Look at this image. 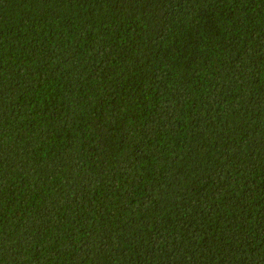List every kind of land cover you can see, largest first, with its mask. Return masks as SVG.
<instances>
[{"label":"trees","instance_id":"1","mask_svg":"<svg viewBox=\"0 0 264 264\" xmlns=\"http://www.w3.org/2000/svg\"><path fill=\"white\" fill-rule=\"evenodd\" d=\"M0 264H264V0H0Z\"/></svg>","mask_w":264,"mask_h":264}]
</instances>
